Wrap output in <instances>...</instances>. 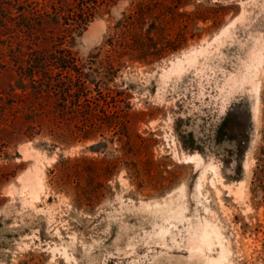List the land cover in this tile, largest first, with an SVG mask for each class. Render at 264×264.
Segmentation results:
<instances>
[{
    "label": "rangeland",
    "instance_id": "rangeland-1",
    "mask_svg": "<svg viewBox=\"0 0 264 264\" xmlns=\"http://www.w3.org/2000/svg\"><path fill=\"white\" fill-rule=\"evenodd\" d=\"M52 1L0 0V264H211L220 247L264 264V0H197L167 30L181 49L119 70L108 40L131 1L103 4L73 50L119 117L88 140L24 76L31 9Z\"/></svg>",
    "mask_w": 264,
    "mask_h": 264
},
{
    "label": "trees",
    "instance_id": "trees-1",
    "mask_svg": "<svg viewBox=\"0 0 264 264\" xmlns=\"http://www.w3.org/2000/svg\"><path fill=\"white\" fill-rule=\"evenodd\" d=\"M117 1L53 0L50 10L45 8L47 5L38 7L39 3L31 9V44L36 46L39 44L42 47L40 49L31 48V57L24 76L30 81L31 90L37 97L47 96V98L54 99V105L48 113L69 117L73 120L83 118V124L88 126L82 135L85 140L94 138V133L99 127L97 120L111 127L114 117L119 116H116L117 111L113 112L108 109L110 103L99 85L101 81H92L91 77L95 72L92 66L88 67L90 71L85 70L82 59L73 50L75 37L80 35L95 19L103 4L109 6ZM130 1L129 12L124 14L108 40L111 47L109 51L116 56L115 60L112 58L108 62L110 70H119L127 60L148 64L181 49L183 45L175 43L167 30L176 22L172 15L185 14L179 10L195 4L197 0ZM167 14H170V17ZM209 18L201 13L196 20L206 22ZM147 23H150V27L145 29ZM159 30H163V34L155 36L151 34V31ZM157 44L160 45L158 49ZM110 57V55L107 56L108 59ZM93 62L92 60L91 64ZM114 63H117L118 67H115ZM110 72L112 71L108 73L111 74ZM111 75L114 76V74ZM93 84L94 88L91 86ZM93 92H96V95ZM101 101L103 105L100 104ZM41 110L33 107L31 113L38 115L44 112ZM120 117L122 120L120 119L119 123L116 122L125 131V117ZM137 137L141 138L140 135ZM260 160L263 162L262 159ZM75 161L87 163L91 172L97 169V162L93 159L82 157ZM261 190L264 193V186ZM75 201L81 204L80 196H76Z\"/></svg>",
    "mask_w": 264,
    "mask_h": 264
},
{
    "label": "bare ground",
    "instance_id": "bare-ground-1",
    "mask_svg": "<svg viewBox=\"0 0 264 264\" xmlns=\"http://www.w3.org/2000/svg\"><path fill=\"white\" fill-rule=\"evenodd\" d=\"M194 159V158H193ZM205 176V175H204ZM208 225V224H207ZM212 233L214 235H218L217 233V229L215 227L212 226V230L209 231V230H205V232L203 233V242L207 245H210L211 244V239H212ZM216 237V236H215ZM217 238V237H216ZM219 242V241H218ZM221 242V241H220ZM219 242V243H220ZM218 243V244H219ZM221 244V243H220ZM221 246V245H220ZM221 249H222V252H221ZM202 251V247L201 246H198L196 248V252H201ZM220 253L221 255L219 257H212V256H207L206 259L208 262H210L211 264H225V251H224V248H221L220 247Z\"/></svg>",
    "mask_w": 264,
    "mask_h": 264
}]
</instances>
